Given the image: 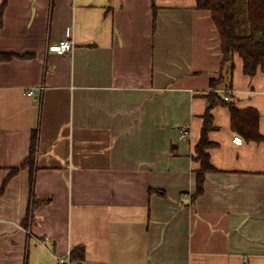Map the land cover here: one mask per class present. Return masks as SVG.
I'll return each instance as SVG.
<instances>
[{
  "label": "crops",
  "instance_id": "obj_1",
  "mask_svg": "<svg viewBox=\"0 0 264 264\" xmlns=\"http://www.w3.org/2000/svg\"><path fill=\"white\" fill-rule=\"evenodd\" d=\"M2 54L0 264L78 247L72 264H264V141L233 131L220 102L214 171L192 199L207 94L255 110L264 137V73L238 55L230 73L196 0H0Z\"/></svg>",
  "mask_w": 264,
  "mask_h": 264
},
{
  "label": "trees",
  "instance_id": "obj_2",
  "mask_svg": "<svg viewBox=\"0 0 264 264\" xmlns=\"http://www.w3.org/2000/svg\"><path fill=\"white\" fill-rule=\"evenodd\" d=\"M196 8L210 13L219 35L223 62L230 63V73L233 68L234 55L241 58L243 71L246 75L253 76L259 70L264 73V0H196ZM12 57L14 55L2 54L0 61H7ZM221 81L222 78L219 81H212V88H216ZM206 100L207 105L202 116L200 139L195 147L197 155L195 160L199 162L200 166L195 172L196 187L192 196L193 200L203 195L205 175L214 171L207 150L213 146L208 139V133L213 129L212 109L216 102L228 107L233 131L249 141H264V137L258 131L259 115L255 110H240L234 103L226 102L215 92L207 94ZM35 144L36 133L34 132L31 137L29 155L22 164V167L28 166L30 171L34 165ZM19 169H12L11 173ZM32 178L33 176L31 180ZM43 203H48V201H43ZM34 207L35 205L32 204L30 211ZM70 258L72 262L82 261L84 249L81 247L74 249Z\"/></svg>",
  "mask_w": 264,
  "mask_h": 264
},
{
  "label": "built area",
  "instance_id": "obj_3",
  "mask_svg": "<svg viewBox=\"0 0 264 264\" xmlns=\"http://www.w3.org/2000/svg\"><path fill=\"white\" fill-rule=\"evenodd\" d=\"M73 48H74V42L70 39L64 38V39H61L58 42V44L52 48V50L58 56H65V55L71 54L73 51ZM34 94H35L34 91H29L27 93V95L31 97H33ZM224 100L229 101L230 100L229 95L225 96ZM178 131H179V135L181 139L185 140L188 138L189 131L185 126L180 127ZM232 142L235 145L239 146L243 144V139L240 136H234V138L232 139ZM58 264H72V261L70 257L60 258L58 259Z\"/></svg>",
  "mask_w": 264,
  "mask_h": 264
}]
</instances>
